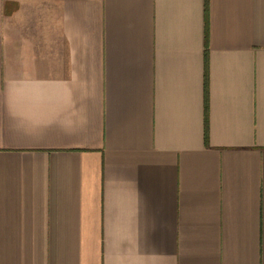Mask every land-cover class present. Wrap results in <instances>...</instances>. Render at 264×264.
<instances>
[{"label":"crops","instance_id":"crops-1","mask_svg":"<svg viewBox=\"0 0 264 264\" xmlns=\"http://www.w3.org/2000/svg\"><path fill=\"white\" fill-rule=\"evenodd\" d=\"M0 264H264V0H0Z\"/></svg>","mask_w":264,"mask_h":264}]
</instances>
